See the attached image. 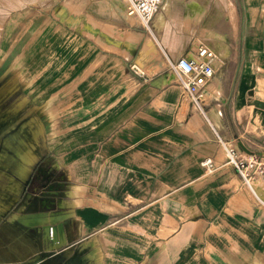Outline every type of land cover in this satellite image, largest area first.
<instances>
[{
	"label": "crops",
	"instance_id": "1",
	"mask_svg": "<svg viewBox=\"0 0 264 264\" xmlns=\"http://www.w3.org/2000/svg\"><path fill=\"white\" fill-rule=\"evenodd\" d=\"M85 5L102 31L59 32L71 43L46 46L37 62L32 47L22 53L27 90L44 88L27 101L44 103L40 118H53L48 130L36 128L52 157L43 174L52 177L36 189L32 214L25 207L17 220L0 218V264H69L73 251L82 264H264V176L255 181L258 199L219 142L264 158V109L253 103L264 102V0H163L151 30L128 15L125 0ZM111 26L132 36L116 45L104 31ZM201 47L215 54L206 116L183 100L170 68ZM129 67L145 73L136 78ZM48 88L60 90L46 99ZM30 125L23 133L36 135ZM23 143L21 179L33 150ZM5 175L9 187L21 185ZM8 197L0 196L3 206ZM46 221L57 228L49 242Z\"/></svg>",
	"mask_w": 264,
	"mask_h": 264
},
{
	"label": "rangeland",
	"instance_id": "2",
	"mask_svg": "<svg viewBox=\"0 0 264 264\" xmlns=\"http://www.w3.org/2000/svg\"><path fill=\"white\" fill-rule=\"evenodd\" d=\"M75 1L76 0H0V196L5 194H7V197L9 196L7 205L3 206V202L0 200V218H9L14 214L15 217L13 218L16 219V215H22L25 207L27 208L26 213L32 214L33 208L37 207L40 203V198L37 197L38 191H36V189L39 190L41 186L40 183L42 184L45 180L47 182V179L52 177V173L43 174L46 168L44 165L48 164L47 162L51 161L52 157H48L51 151L45 152L40 149V136L38 138V130L36 131V128H38L37 125L39 123L40 125L44 124L46 130H48V127H51L53 124V118H46V120L40 118L39 115L45 108L44 103H29L27 101L32 99L29 97L30 93L28 94V91L33 92L35 89L44 91V88L39 89L35 86L27 90V79L23 83L24 72H21L23 63L22 53L24 51L26 52L29 47H32L35 51V61L37 62L38 52L43 53L46 46H51L54 43L57 46L60 41L61 47L63 48L71 43L72 40L69 38L62 37L59 39L57 37V33L59 32L62 34L60 36H64L65 33H71L72 31H76L78 35H84L88 31H93L94 29L103 30L101 23L93 22L92 18L87 15V13H89V8L85 7V0H79V3ZM105 28L107 29H104V31L116 45L119 43L118 40L123 42L128 36H132V34L130 35V30L127 29L123 30L126 33L124 36L123 33L117 32L112 26ZM133 70L129 67L127 68V73L132 71L134 77L137 78V74L135 73L137 69ZM138 71L140 73H145L141 68ZM35 75L33 74V76ZM67 85L61 87L62 95L69 93V87ZM52 89L53 88L46 89L47 92L45 95L49 96H44V98L49 99L60 90L58 88L57 91L54 92ZM110 91L112 92V89H110ZM47 105L48 103L46 106ZM55 105L57 104L51 103L50 109H53ZM67 105L68 103H61L63 108ZM114 105L115 102L110 103L111 108ZM13 111L15 112L12 117L11 114ZM26 114L30 117H24ZM33 120H35L36 123L32 124ZM28 122L31 124L30 131L34 129L33 131L36 132V135H32V132L27 135V127L23 133V128H25ZM27 137L30 140H28ZM44 137L50 138L48 135H43L41 139ZM24 139L26 142H30V148L33 150L29 151V174H27L24 179H21L18 170L22 165L21 147H25L23 143ZM43 156L45 157L43 158ZM41 157L43 159L46 158L45 161H43V159L40 161L39 158ZM22 169L25 170V167ZM46 171L48 172V169H46ZM6 173L14 176L21 182V185L15 184L9 187V179L5 175ZM7 188H10L11 193L13 192L12 194L14 195L6 193ZM35 194L36 196H33ZM193 221L197 223L195 219ZM1 225L3 228L4 225L0 223V227ZM4 237V234L0 237V239L3 238L1 239L2 242H4ZM2 252L4 254V251ZM74 254H76L75 251L71 254L73 260H69L67 263L82 264L81 260L74 261L78 258L76 257L75 259V257H73ZM45 256L50 257L52 255L49 252L46 253ZM190 257L191 259L198 258L193 255ZM205 258L210 260L211 255H205ZM36 262V260L31 258V262L29 263L36 264ZM193 264L216 263L193 262Z\"/></svg>",
	"mask_w": 264,
	"mask_h": 264
},
{
	"label": "built area",
	"instance_id": "3",
	"mask_svg": "<svg viewBox=\"0 0 264 264\" xmlns=\"http://www.w3.org/2000/svg\"><path fill=\"white\" fill-rule=\"evenodd\" d=\"M125 1L128 4V15L137 18L142 26L147 30H151V21L161 11L163 0ZM197 54L194 59L186 57L178 59L170 64V68L182 89L183 100L206 116L205 88L215 75L213 66L215 54L206 47H201ZM136 69V72H139L138 68ZM219 142L226 152L227 163L235 169L243 186L260 199L255 189V181L257 178L264 176V158L253 152L236 149L222 139H219ZM202 165L210 173L216 168V164L212 159L205 160Z\"/></svg>",
	"mask_w": 264,
	"mask_h": 264
},
{
	"label": "water",
	"instance_id": "4",
	"mask_svg": "<svg viewBox=\"0 0 264 264\" xmlns=\"http://www.w3.org/2000/svg\"><path fill=\"white\" fill-rule=\"evenodd\" d=\"M254 105L257 106V107H259V108L264 109V102L255 101L254 102ZM54 223H56V222L51 221V223H49L48 221H46L43 224V226H42L43 236H44V239L47 240V242H49V239L50 238L54 239L55 236H56L57 228L55 227V224ZM50 253H51V255H55L56 254V252H50Z\"/></svg>",
	"mask_w": 264,
	"mask_h": 264
},
{
	"label": "bare ground",
	"instance_id": "5",
	"mask_svg": "<svg viewBox=\"0 0 264 264\" xmlns=\"http://www.w3.org/2000/svg\"><path fill=\"white\" fill-rule=\"evenodd\" d=\"M254 103V102H253Z\"/></svg>",
	"mask_w": 264,
	"mask_h": 264
},
{
	"label": "flooded vegetation",
	"instance_id": "6",
	"mask_svg": "<svg viewBox=\"0 0 264 264\" xmlns=\"http://www.w3.org/2000/svg\"><path fill=\"white\" fill-rule=\"evenodd\" d=\"M44 205V204H43Z\"/></svg>",
	"mask_w": 264,
	"mask_h": 264
}]
</instances>
